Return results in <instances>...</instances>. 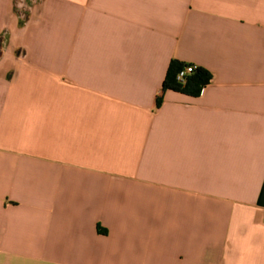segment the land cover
<instances>
[{"label":"crops","instance_id":"0c3cea01","mask_svg":"<svg viewBox=\"0 0 264 264\" xmlns=\"http://www.w3.org/2000/svg\"><path fill=\"white\" fill-rule=\"evenodd\" d=\"M0 264H264V0H0Z\"/></svg>","mask_w":264,"mask_h":264},{"label":"trees","instance_id":"16d2710c","mask_svg":"<svg viewBox=\"0 0 264 264\" xmlns=\"http://www.w3.org/2000/svg\"><path fill=\"white\" fill-rule=\"evenodd\" d=\"M187 64L178 60H172L168 66L165 80L162 88L157 96V106H160L163 100L164 93L167 90L179 91L188 95H199L203 86L211 79V74L204 68H196L194 73L188 77L185 85L180 84L176 80L177 73Z\"/></svg>","mask_w":264,"mask_h":264},{"label":"built area","instance_id":"2783aa9c","mask_svg":"<svg viewBox=\"0 0 264 264\" xmlns=\"http://www.w3.org/2000/svg\"><path fill=\"white\" fill-rule=\"evenodd\" d=\"M196 67H194L193 65H186L184 66L182 69H180L177 73V76H176V80L182 84V85H185L187 80H188V77L194 73ZM204 91V86L202 87L201 89V93Z\"/></svg>","mask_w":264,"mask_h":264}]
</instances>
